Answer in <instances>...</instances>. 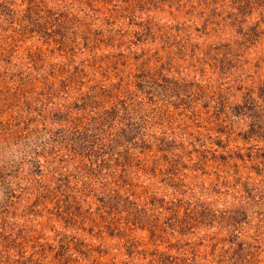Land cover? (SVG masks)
<instances>
[{
  "label": "rangeland",
  "instance_id": "1",
  "mask_svg": "<svg viewBox=\"0 0 264 264\" xmlns=\"http://www.w3.org/2000/svg\"><path fill=\"white\" fill-rule=\"evenodd\" d=\"M0 264H264V0H0Z\"/></svg>",
  "mask_w": 264,
  "mask_h": 264
}]
</instances>
